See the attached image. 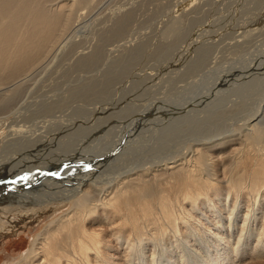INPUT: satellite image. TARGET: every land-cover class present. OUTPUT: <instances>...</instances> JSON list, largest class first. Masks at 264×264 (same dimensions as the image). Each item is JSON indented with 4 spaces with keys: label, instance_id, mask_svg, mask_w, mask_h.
I'll return each instance as SVG.
<instances>
[{
    "label": "bare ground",
    "instance_id": "bare-ground-1",
    "mask_svg": "<svg viewBox=\"0 0 264 264\" xmlns=\"http://www.w3.org/2000/svg\"><path fill=\"white\" fill-rule=\"evenodd\" d=\"M99 2L100 0H0V126L5 125L4 123L10 118L12 120L11 123H6L5 127L9 129L0 139V183H4L0 185V214L14 212L18 214L22 210L30 211L32 214L42 209L62 210L31 238L28 248L11 264H143L144 260L149 264H155L156 252L148 247L167 232L177 233L180 226L185 229L184 237L187 229L199 231L206 237L210 236L209 239H212L210 246L215 251L214 256H222L221 264H227L240 256L246 247L244 236L250 223L252 229L255 225L258 226L256 238L251 246L252 256L257 251L263 254L264 118H261V115H264V102L255 105L260 106L251 116H249L252 113L250 109L248 118L246 115L245 118L244 113L240 111L245 110L242 107L247 108L249 103L245 106L247 103L245 102L240 110L238 109V106L242 105L240 102L236 106L238 109L236 111L243 113L241 114L244 117L241 118L243 122L240 119L242 124L240 122V125L231 130L225 125L218 124L220 116L230 111L226 110L228 106L225 102H230L231 105L228 104L230 106L235 105L234 102H239L236 97L234 98L236 101L231 100L229 95L230 100L222 97L217 103L213 102L216 104L211 106L207 104L203 111L191 109L175 117H163L159 121L152 119L153 122L145 118L149 123L152 122L153 126L149 125L150 127L146 129L144 124H147V121H143L144 124L135 128V132L133 130L125 137L119 134L121 140L126 139V141L125 143L115 141L117 143L115 147L112 141L116 137L102 144V141L112 133L94 138L90 142L96 141V145L89 146V150L91 148L89 153L94 155V158L91 157L81 162L82 164L75 163L70 167L66 165L63 168H56L49 167L48 160H41L34 166H31L30 159L26 157L16 161L15 158L19 157L16 154L29 148L35 149L38 153L31 160H40L48 156L57 162L58 157L74 152L78 143L96 130L92 129L95 124L99 127L109 118H91L86 121L87 124H83L85 121L82 123V121L70 122L64 118L56 119L59 122V129L72 128L68 134L62 136L51 129L52 123L55 122L49 118L50 120H42L35 126L38 133H34V138L21 134L24 124L27 123L25 120L49 117L51 113L53 115L63 109L69 98L74 100V98L91 99L92 97V100H99L105 97L107 85H101L102 80H98L99 76L106 79L103 80L104 83L109 82L115 75L117 76L114 73L117 68L124 69L126 63L135 61L139 56H146L145 53L143 54L142 42L135 40L124 41L121 44L119 42L126 37L124 35L130 21V13H132L130 11L133 10L125 8L126 11H112L105 20L93 18L95 15L90 21H93L92 23L87 22L83 23V27L78 26L79 20L90 15ZM194 2L195 0H181L174 4V14L170 13L172 16L168 21L170 23L168 30L174 31L180 26L181 21L186 20L187 14L184 11L188 10L189 6L191 8ZM104 6L107 7L106 4ZM102 22L105 24H101ZM87 26L91 37L88 38L83 33L82 38L85 36L88 40L76 39L77 31ZM241 32L242 30L238 33ZM114 42H119L120 45L115 44L112 49H105ZM81 44H85L86 47ZM167 47L169 44L156 45L149 53L156 56ZM204 49H199V56H202ZM100 60H106V71H96L100 66L97 65ZM55 61L64 64L63 70L56 71L57 68L61 69L59 67L61 64L55 69L48 68ZM189 61L187 64L192 62ZM177 64L179 66L181 61ZM193 66L194 64H190L185 69H177L175 77L189 73ZM93 71L99 74L93 76ZM145 72L139 76L137 82L128 80L129 84L125 87H130L129 89L132 90L131 93H127L136 92L142 95L146 91L144 87H140L141 83L143 84L142 80H149L154 75L148 70L147 73ZM158 79L160 80V77ZM255 86L256 84L246 82L239 84L230 92L238 95L240 93L243 98L248 92L255 90ZM177 87L174 90H178ZM53 88L58 90V95L54 93L55 98L42 96L50 101L34 100ZM170 90L173 91L172 88L166 91L169 93ZM173 94L176 96L178 93ZM223 104L224 108H219ZM100 109L104 111V108ZM74 111L76 115L83 113L80 109ZM200 114L205 115L199 118ZM232 119L233 121H230L234 123L236 119ZM66 121L67 124H64ZM24 131L33 133V130ZM2 160L6 161L3 165ZM32 168L39 169L32 171ZM70 171L74 174L67 176L66 173ZM41 172H53V176L56 177L42 176L39 185L34 184L37 175L39 176ZM149 176L151 179L146 180ZM8 182H13L18 188H11L6 194ZM241 208H244V212ZM218 213L226 214L224 220L216 216ZM233 227L237 230L234 235L231 234ZM232 236L234 238L231 242ZM184 243L189 244L186 239ZM109 248L112 252H108ZM194 260L189 262L184 259L182 262L196 264ZM215 260L218 261L217 257ZM218 263L212 262V264Z\"/></svg>",
    "mask_w": 264,
    "mask_h": 264
},
{
    "label": "rangeland",
    "instance_id": "rangeland-1",
    "mask_svg": "<svg viewBox=\"0 0 264 264\" xmlns=\"http://www.w3.org/2000/svg\"><path fill=\"white\" fill-rule=\"evenodd\" d=\"M103 1L104 0H100V2L92 10L93 11L91 12L93 14L92 16L90 13V15H87L85 18H83V20L82 19L79 20V22L80 23L82 22V23L80 24L78 22V26L83 27V23L90 22L91 19L93 18L98 19V20H105L107 16L111 15L112 11L116 12L118 10L120 11H123V10L126 11L129 9L133 10V11H130L132 12L130 13V19H129L130 21L128 20L129 22H128L125 35H124L127 38L125 37L123 41H119V42L120 44L123 43L124 41H129V40L133 42L134 40L135 42H142L143 54L145 53L146 56H139L138 57L139 59L137 58L135 61L133 60L130 63L129 62L126 63V65L124 66L125 67L124 69L117 68L116 71L114 72L115 74H117V76L114 74L115 77L110 79L109 82L106 81L104 83L103 80H106V79H103V77L99 76L98 80L99 81L102 80L101 85H107L106 91H105L106 94L104 95L105 97L99 98V100H92V97L91 99L83 98V97L76 98V99L74 98V100L69 98L68 100H66V103L64 104L63 109L56 111L55 113H53V115L51 113L49 117H46V118L39 117L38 119L34 118V119L25 120L27 123H25L26 125L24 124L25 127H23L22 129L23 131L21 134H23L25 137H28V138H34L35 136L34 133L36 134L38 133V131L36 132V129H35L37 127L35 126H37L38 122L42 120H46V119L50 120L49 118L53 119L51 120L52 122H55V124L52 123L51 129L54 130L55 133L57 131L59 133V136L68 134V132L72 128H69V129L60 128L59 129L58 127L59 122L56 119L64 118V120H68L70 122L82 121V123L85 121L83 124H87L86 121H88L91 118H109V119H106L108 121L103 124L104 126L101 125L97 127L98 125L95 124L94 128L92 129H96L97 132L96 130H94L89 136L83 138L78 143L77 147H75L76 150L74 152L70 153L67 156L58 157L59 161L57 162H54L55 160H52L51 157H48V156L43 159L41 158L40 160H31L32 158H35L36 157L35 155H38V153L35 151V149L32 150L31 148H29V149L22 151L19 154H16L17 156H19L18 158H15L16 161L17 159L21 161L23 157H26L28 160L30 159L29 162H31V166H34L41 160L42 161L48 160L47 165L49 167L55 166L56 168L57 167L63 168L66 165L70 167V166H73L72 164H75V163L82 164L81 162H85L86 160H89L91 157L94 158V155L90 154L91 148L89 150V146L94 147L97 143L96 141L90 142L94 138L96 139L101 138L103 136H106L107 133H110V134L112 133L110 136L111 138L109 136H108L109 138L106 137L103 140L104 142L102 141V144L105 142L107 143V140L108 141H111L112 139L114 140V137H116L115 140L112 141L114 143L113 147H115V144L117 146V143L119 142L125 143L126 139L121 140V137L123 135L125 137L128 133L132 132L135 128L139 127V125L144 124L143 121L146 122L147 120H152V119L154 121L156 120L159 121L160 118L162 119L163 117L164 118L175 117V116L180 115L181 112L183 114L184 112L186 113L187 111L191 109H195V111H203L204 109H206L205 106L207 104L209 106L216 104L217 101H220L222 99V97L223 99L226 97V100H228L229 95H231L230 97V99L232 98L231 100H235L234 98L236 97L237 98L236 100L239 102H234L235 105H232V106H230L231 105L230 102H225L226 103L225 105L228 106L227 107L228 109L226 110H230V111H228L227 114L220 116L221 119L220 121L218 120V124L225 125L228 130H231V129H234L236 126L240 125V122L245 117V115L248 118L249 116L253 114V112H255L259 108L260 105H257V107L255 106L257 103L262 104L264 102V29H263L264 28V23H263L264 13H260V12H264V6H263L264 0L262 2L261 0H249V2L248 0L247 1L246 0H232V1L231 0H206V1L205 0H195V2L193 3V6L191 4V8H189L190 7L189 6L187 8L188 10L184 11V13L187 14L186 20L181 21L180 26L176 27L174 31L168 30V24H170L168 23V21L170 20L169 19L170 16H172L170 15V13L172 12L171 14H174L173 12L174 4L177 2H180L181 0H177V1L176 0H133V1L131 0L133 5L132 3H130V0H105L106 3L105 1L104 2ZM117 2H118V5H117ZM105 4L107 7L104 6ZM142 20L143 22H141ZM260 20L263 21L262 24H260L261 22ZM252 22L254 24H252ZM255 23L257 26L260 24V26L256 27ZM101 24L104 25L105 22H102ZM156 25H159V26H156ZM250 25L251 27H249ZM254 27H256L255 30H254ZM180 28L182 29L180 30ZM241 30L242 32L238 33ZM136 32L139 35L136 34ZM193 32L194 34H192ZM256 32H260V33H256ZM83 33H85L84 35L85 36L87 35L88 38L91 37L89 36L90 34H88L89 29L87 26L85 28H81L80 31H77V33L75 34L77 37L75 38L76 39L80 38L82 40H88V39H85V36H83L82 38ZM235 37L238 40H236ZM232 39H234L235 41ZM214 40L216 41L213 42ZM119 42H114L111 45L106 46L105 49L106 50H109L110 48L112 49L116 45H120ZM233 43H234V46H233ZM85 44L87 45V43ZM85 44H81V45L83 47L84 46L86 47ZM160 44L161 45L169 44V47H167V49L165 50H162V52L156 56L151 55L149 51L151 50L150 52H152V50L156 47V45H160ZM226 46H228L229 48ZM211 47L213 48L214 51L210 50L212 49ZM199 49L205 50V51L203 50L204 53L202 54V56H199L200 55ZM189 53H190V56H189ZM139 55H142V54H139ZM174 56L175 58H173ZM174 60L176 62L177 67L175 65ZM189 60H192V62L187 64V62H190ZM180 61H181V64H179L178 66L177 62L180 63ZM182 63L185 66L182 65ZM60 64L61 63L59 61H55L52 65H49L48 68L51 67V69H55V67ZM106 64H107L106 60H100V62L97 64L98 66L99 65L100 66L99 68L96 69V71L97 70L106 71L107 69ZM190 64H194V66L190 70L189 73L183 76L175 77L176 76L175 73L177 69H181V70L185 69L186 66L188 67ZM63 65L64 64H61L59 66L61 67V69L57 68L56 71L63 70L64 68ZM163 65H165V67H162ZM143 70H145L146 72ZM147 70L148 72H151L152 75L154 76L150 78L149 80L148 79H144L145 81L142 80L143 84L141 83L140 87L141 88L144 87L146 91L142 95L141 94L139 95L136 92L134 94H130L132 89H129L130 87L126 88L125 86L126 85L128 86L129 81L133 80L134 82H137L140 79L139 76H142L144 74L143 72L147 73ZM96 71L92 72L93 76L95 75L97 76L99 74V73L96 74ZM92 73H88V74H92ZM53 76L55 77V75ZM157 77L158 78L160 77V80ZM181 80L183 81V83ZM244 81L251 82V84H256L254 88L255 90H252V92H248L243 98H241L242 95H240V93L238 95L237 93L232 94V92H230L232 89L234 88L236 89L239 84L246 83ZM154 82L155 84H157V86L154 84ZM184 82H187V84L189 85L187 86V84ZM175 83L182 90H180L177 86H175ZM165 84H167V86H165ZM169 86L172 88L173 91L171 92L170 90V92L168 93L166 90L169 91V89H171L169 88ZM176 87L178 90H174V88L176 89ZM258 87L259 89L257 90ZM152 88H154L156 91H154ZM127 92H130V93H127ZM54 93L58 95L57 94L58 90H55V88L49 89L48 93H46L45 95L41 94L38 98L36 97L34 100L35 101L37 100L36 102H39L40 100L45 101L48 97H51V96L55 98ZM173 93H178L176 94L177 97ZM220 95L221 97H219ZM42 96H46L47 98L44 99V97ZM238 96L240 97V99ZM173 97H176V98H173ZM142 99L144 101H142ZM244 99L247 101H245ZM46 101H50V99L49 100L47 99ZM213 102H216V103H213ZM240 102L242 105H239ZM244 103H245V106L246 104L248 105L249 103L248 105L249 107L251 104V107L248 108V106H246L247 108H245L243 106ZM182 104L185 108L181 106ZM221 106L219 108L221 109L224 108L223 107L224 104ZM236 106H238L239 107L238 109L240 110L242 108L245 109L243 111L242 110L240 111L244 113V117L243 115H241L243 113L240 114L239 111H236L238 110ZM100 108H104V111ZM76 109L83 110V113L76 115L74 111ZM98 109H100L99 110L100 112L97 111ZM250 109H252L253 111L252 110L250 111ZM231 111H233L234 113ZM249 111L252 113L250 114ZM236 112H239V113L237 114ZM239 114L241 115V117L239 116ZM204 115L205 114H200L199 118L204 117ZM226 116H229L230 118L228 117L226 118ZM223 117L225 118V122H224ZM145 118L146 119L149 118V119L146 120ZM232 118H234V120L236 119L235 121L239 122V124L238 123L236 124L235 121L233 123ZM261 118H264L263 114L261 115ZM24 119L25 118H22V120ZM240 119L241 121H239ZM11 121L12 120L10 118V120L5 122L4 124L5 125L6 123L9 124L11 123ZM219 122H222V123H219ZM229 122H231V124H228ZM93 123H94V120L93 122H91V124L93 125ZM151 123L147 121V124H144L146 126L145 128L148 129L150 127L149 125H152ZM19 124H22V123H19ZM64 124H67V121ZM5 125L0 126V139H2V137L6 134L7 130L9 129V128H6ZM24 130H30V131L33 130V133L31 134V132L30 133L25 132ZM23 132H25V134H27L28 136H26ZM133 132H135V130ZM55 133H52V135H55ZM136 133L138 134V131ZM119 134H122L121 137ZM118 138H120L121 141ZM132 141L134 143L136 142L135 140H132ZM120 144L123 145L122 143ZM87 146H88V149H86ZM3 163L5 164L6 161L2 160L1 164L3 165ZM37 169L32 168L31 170L35 171ZM72 172L76 173L75 170H72ZM22 173H25V171H22ZM67 173H66L67 176L69 175L72 176L74 174V173L72 174L71 171ZM53 175H54L53 172H41L39 173V176L37 175V178H36L37 181H35L37 183H35L34 181L33 182L34 184L39 185V183L42 180L41 179L42 176H47V177L51 176L50 178H52ZM53 177L55 178L56 175ZM57 178H62V177H57ZM63 178H66V176H63ZM147 179L150 180L151 176L147 177L146 180ZM8 183H9V187L7 186L5 189L6 194L7 192H9L11 188L15 187L13 185V182H8ZM3 184L4 183L2 182L0 183V185H3ZM17 188L18 186L15 187V189ZM242 209L244 212V208H241V210ZM61 212L62 210H58V208H53V209H42L40 212H35L33 214L30 211L25 212L23 210L22 212L21 211L18 212V214L16 212L11 213V214H6V215L0 214V264H11L17 261L20 258L21 254H23L24 251L28 248L31 238L35 236L37 233H39L42 230L43 226L46 225L48 221L58 216ZM236 212H237V209H236ZM199 214L201 215V213ZM216 216H219L220 219L223 218L222 220H224V217H226V214L218 213V215L216 214ZM238 220H239V217H238ZM251 227L252 225L250 223L247 229V233L244 236V245H246L245 247L246 249L244 248L240 256H237L234 260H232L231 262L227 264H264V253L261 254V252L259 253V251H257L258 254L256 252V254L252 256L251 246L254 243V240L256 238V228H258V226L255 225L253 229ZM184 231H185L184 227L180 226L177 233L173 234V232H167L166 234L161 236V238L159 237L157 241L152 242V244L148 248L153 249L156 252L155 264H184L183 263L184 259L189 260V262L195 259L194 261L196 262V264H212V262H219L218 264L223 263V260H221L222 256H219V255L214 256L215 251L210 246V243H211L210 241L212 240V239H209L211 238L210 236L206 237V235H201V232L199 231H194L193 229H187L186 235L184 237L183 236ZM236 232L237 230H235L233 227L231 229V234L234 235L236 234ZM233 238L234 236L231 237L230 239L231 242ZM185 239L187 243L189 244L184 243ZM108 252H112V250L109 248ZM180 257H183V258L181 259ZM215 257H217L218 261L215 260ZM143 264H149V263L147 262V260H144Z\"/></svg>",
    "mask_w": 264,
    "mask_h": 264
}]
</instances>
